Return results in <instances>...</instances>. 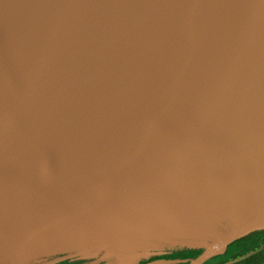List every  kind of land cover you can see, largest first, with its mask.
<instances>
[{"label": "water", "instance_id": "water-1", "mask_svg": "<svg viewBox=\"0 0 264 264\" xmlns=\"http://www.w3.org/2000/svg\"><path fill=\"white\" fill-rule=\"evenodd\" d=\"M260 229L264 0H0V264Z\"/></svg>", "mask_w": 264, "mask_h": 264}, {"label": "flooded vegetation", "instance_id": "flooded-vegetation-1", "mask_svg": "<svg viewBox=\"0 0 264 264\" xmlns=\"http://www.w3.org/2000/svg\"><path fill=\"white\" fill-rule=\"evenodd\" d=\"M154 254L137 264H191L202 254L200 248L175 247ZM52 264H91L87 260H63ZM194 264H264V229L251 231L228 243L224 250Z\"/></svg>", "mask_w": 264, "mask_h": 264}, {"label": "snow or ice", "instance_id": "snow-or-ice-1", "mask_svg": "<svg viewBox=\"0 0 264 264\" xmlns=\"http://www.w3.org/2000/svg\"><path fill=\"white\" fill-rule=\"evenodd\" d=\"M153 264H156V262L154 261Z\"/></svg>", "mask_w": 264, "mask_h": 264}, {"label": "rangeland", "instance_id": "rangeland-1", "mask_svg": "<svg viewBox=\"0 0 264 264\" xmlns=\"http://www.w3.org/2000/svg\"><path fill=\"white\" fill-rule=\"evenodd\" d=\"M160 254H162V253H160Z\"/></svg>", "mask_w": 264, "mask_h": 264}]
</instances>
